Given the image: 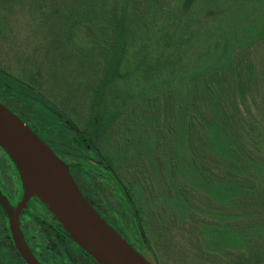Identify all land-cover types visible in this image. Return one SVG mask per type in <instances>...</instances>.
Wrapping results in <instances>:
<instances>
[{
  "label": "trees",
  "instance_id": "obj_1",
  "mask_svg": "<svg viewBox=\"0 0 264 264\" xmlns=\"http://www.w3.org/2000/svg\"><path fill=\"white\" fill-rule=\"evenodd\" d=\"M60 3L69 6L70 18L62 19L72 21V29L87 28L93 42L100 43L96 50H100L102 66L109 71L95 96L97 110L101 105L116 107L101 102L106 98L105 88L118 83L126 85L116 92L125 94L124 106L131 97L136 100L130 105L135 114L142 104L149 103L150 108L154 101L188 96L191 128L201 146L194 163L203 195L196 212L182 210L177 197L183 181L178 182L175 160L171 162V185L160 187L163 191L156 193L157 221L163 232L172 236L177 228L174 226H179L181 264H264V57L258 53L264 49V0ZM203 7L212 10H207L201 20ZM242 9L244 22L239 26L235 24V13ZM134 80L144 83L137 96L131 87ZM105 116L97 112L90 132L73 125L81 133V144L92 146L110 166L114 178L123 179L115 165L118 160L94 144L101 131L109 132L112 121ZM149 117L157 115L154 111L148 115V125ZM39 121L47 132L42 136L47 143L53 137L63 145L70 142L56 120ZM129 144L125 143L126 160L132 151ZM159 160L162 158L156 156L157 164ZM139 178L140 182L144 179ZM128 188L131 192L126 194L131 197L145 194L143 190L139 193L135 184ZM146 192L153 194L147 187ZM143 204L141 199V213H145ZM172 205L180 214L173 210L171 215ZM138 233H146L143 225ZM0 240V264H25L1 208ZM147 252L151 262L158 264L154 250Z\"/></svg>",
  "mask_w": 264,
  "mask_h": 264
},
{
  "label": "rangeland",
  "instance_id": "obj_2",
  "mask_svg": "<svg viewBox=\"0 0 264 264\" xmlns=\"http://www.w3.org/2000/svg\"><path fill=\"white\" fill-rule=\"evenodd\" d=\"M68 9L69 6L62 5L60 0H0V65L11 68L15 73H23L28 76L31 84L42 86L41 90L53 95L51 98L56 101L60 110L84 132L92 130L98 111L106 114L105 118L112 121L108 127L109 132L101 131L94 139V144L118 160L115 165L121 178L131 185L135 184L139 193L142 190L145 193L142 197L139 196V202L142 199L144 203L146 233L158 264H181L179 248L183 247V242H180L181 233L177 230L179 226H174L177 228L171 233L172 236L163 232L157 221L156 193L163 191L160 187L171 185V162L175 160L173 167L176 168L178 182L183 181L177 197L182 210L196 212L199 207L197 203L203 195L194 163L201 146L198 135L191 128L193 122L188 96L151 102V109L148 107L149 103L142 104L135 114L130 105L136 100L131 97L127 106H124L125 94L121 92L118 95L116 92L126 85L118 83L105 88L103 96L106 95V98L101 102L111 106L115 104L116 107L101 105L103 108L99 106L97 110L94 106L95 96L99 92L101 80L109 70L102 66L103 56L99 53L100 50H96L99 41L96 44L93 42L91 35L87 34V28L82 26L78 30L72 29L74 23L69 19H62L63 16L70 18ZM207 10L212 8H200L201 20L207 16ZM243 13V9L235 13V24L243 25ZM258 53L260 57H264V49ZM120 71L123 72V69ZM131 87L137 96L144 88V83L134 80ZM41 108L46 115L55 117L60 127L64 120L50 112L44 104ZM153 111L157 117H149L148 125L146 118ZM144 122L142 126L141 123ZM63 125L66 126L64 123ZM127 142L132 146L128 160L123 156ZM156 156L162 158L158 164ZM140 176L144 177L142 182L139 180ZM144 185L149 191H153L151 196L146 192V187L142 188ZM191 199H195V203ZM173 210L180 214L172 205L169 209L171 215ZM32 218L31 213L26 214L24 221L27 229L45 242V237L40 234ZM1 245L0 240V247ZM12 256L17 258L14 251Z\"/></svg>",
  "mask_w": 264,
  "mask_h": 264
},
{
  "label": "flooded vegetation",
  "instance_id": "obj_3",
  "mask_svg": "<svg viewBox=\"0 0 264 264\" xmlns=\"http://www.w3.org/2000/svg\"><path fill=\"white\" fill-rule=\"evenodd\" d=\"M41 88L40 85L31 84L27 75L15 73L11 68L0 65V103L19 117L69 165L73 180L98 214L151 262L147 252L151 248L154 250L151 240L147 233L142 236L138 233L141 225L145 232L147 228V217L140 211L138 193L133 197L126 194L131 192L128 188L130 182L114 178L116 175L110 166L105 160H101L92 146L81 144V133L73 125L75 123L71 122L72 119L60 110L55 100H52L53 95L45 94ZM43 104L50 112L64 120L63 123L66 126L61 123L58 128L64 130V134L70 140L69 143L63 145L61 140L54 137L47 143L42 137L47 132L39 120H57L45 114L41 108ZM0 193L14 208H17L24 196V187L19 173L1 148ZM27 213L33 215L32 220L35 221L40 234L45 237L46 243L40 241L29 228L27 229L24 221ZM20 227L41 264H99L71 240L55 215L37 198H32L21 213Z\"/></svg>",
  "mask_w": 264,
  "mask_h": 264
},
{
  "label": "water",
  "instance_id": "obj_4",
  "mask_svg": "<svg viewBox=\"0 0 264 264\" xmlns=\"http://www.w3.org/2000/svg\"><path fill=\"white\" fill-rule=\"evenodd\" d=\"M0 148L16 167L24 187L17 208L0 193L17 253L26 264H41L20 227L32 198L48 207L71 240L99 264H153L112 228L85 198L64 162L29 126L0 103Z\"/></svg>",
  "mask_w": 264,
  "mask_h": 264
}]
</instances>
